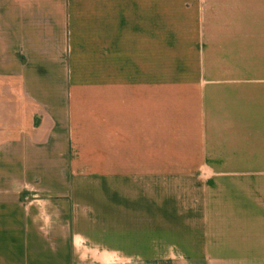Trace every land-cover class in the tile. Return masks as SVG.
Segmentation results:
<instances>
[{
  "label": "crops",
  "instance_id": "0c3cea01",
  "mask_svg": "<svg viewBox=\"0 0 264 264\" xmlns=\"http://www.w3.org/2000/svg\"><path fill=\"white\" fill-rule=\"evenodd\" d=\"M223 209L264 264V0H0V264H209Z\"/></svg>",
  "mask_w": 264,
  "mask_h": 264
},
{
  "label": "rangeland",
  "instance_id": "374dc122",
  "mask_svg": "<svg viewBox=\"0 0 264 264\" xmlns=\"http://www.w3.org/2000/svg\"><path fill=\"white\" fill-rule=\"evenodd\" d=\"M161 213V211H160ZM163 213V211H162ZM216 217L215 222L220 223V224H215V225H210V226H205L204 227V232H205V239L206 237L210 238V244H211V249L213 250V257H209L208 263L209 264H229V259L227 257V239H228V227L226 225V210H215L213 212ZM157 214H159V211H157ZM188 222H196L199 221L197 220L194 216L187 217ZM182 229H187L188 232H191L192 234H195V230L198 232L199 231V226H182L179 227ZM186 246H188L191 249H196L198 248L196 246L195 241H189L186 243ZM167 244L164 242H157V248L158 251L162 248H166ZM183 260V259H181ZM186 260V259H184ZM188 260V259H187ZM250 264V263H249ZM258 264V263H257Z\"/></svg>",
  "mask_w": 264,
  "mask_h": 264
}]
</instances>
